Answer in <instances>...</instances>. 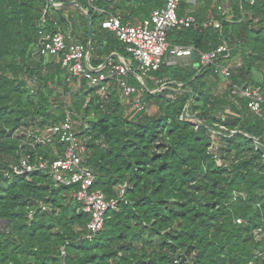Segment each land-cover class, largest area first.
Instances as JSON below:
<instances>
[{
  "label": "trees",
  "instance_id": "obj_1",
  "mask_svg": "<svg viewBox=\"0 0 264 264\" xmlns=\"http://www.w3.org/2000/svg\"><path fill=\"white\" fill-rule=\"evenodd\" d=\"M112 1L0 0V264H264V121L230 89L264 86V0H232L230 17L218 9L222 0L181 3L179 15L192 8L189 14L199 22L215 3L211 7L222 30L169 32V43L194 47L196 59L189 66L165 63L153 73L167 87L152 93L147 82L150 91L144 88L142 100L156 107L152 114L129 112L132 103L122 97L115 78L104 95L83 81L67 100V71L37 54L41 29L70 27L79 42L91 41L93 67L114 50L128 56L115 33L102 27L115 14ZM148 3L156 9L166 0ZM223 40L242 64L220 93L217 86L225 78L212 66L196 65L199 52ZM118 62L114 58L106 68ZM49 63L64 81L44 75ZM130 81L142 88L132 73ZM187 106L196 124L188 115L182 118ZM66 112L79 123L83 164L96 175L94 189L114 199L126 187L128 203L109 210L91 239L86 237L90 216L73 197L75 187L55 185L48 170L6 175L26 154L53 161L62 153L58 140L39 143L29 131L62 122ZM254 139L262 145L257 148ZM42 201L49 211L39 209Z\"/></svg>",
  "mask_w": 264,
  "mask_h": 264
},
{
  "label": "built area",
  "instance_id": "obj_2",
  "mask_svg": "<svg viewBox=\"0 0 264 264\" xmlns=\"http://www.w3.org/2000/svg\"><path fill=\"white\" fill-rule=\"evenodd\" d=\"M184 0H166L164 7L156 8L151 15L138 24L124 23L120 15L109 14L102 22V27L113 31L118 40L125 46L127 58L119 59L118 63L93 69L90 65L89 45L79 42L72 32L58 30L51 32L41 29L37 53L55 59L67 71V79L85 82L89 87H100L99 92L104 95L108 87L109 79L117 80L118 88L127 103H132L130 111H149L147 104L142 100V91L146 88V80H156L153 73L159 71L163 64H177L178 60L191 58L196 54L194 47L172 46L169 43V32L183 28L214 27L222 30V23L214 16L199 22L193 14L179 15V7ZM255 4L262 0H247ZM220 12L231 16L225 8L219 7ZM232 48L223 40L215 49L199 52L198 68L212 66L215 73L223 76L227 81L232 72L241 66L239 59H233ZM135 65V67H134ZM142 88L130 81V74H134ZM135 76V74H134ZM160 82L162 91L165 85ZM231 94L242 98L247 102L248 108L264 121V86L262 84H232ZM155 91V92H157ZM182 118L187 114L185 107ZM184 109V110H185ZM196 124V118L188 115ZM76 121L70 112H66L64 120L45 128H36L29 133L37 139V142L47 144L58 140L63 145V151L53 161L43 155H24L20 162L12 167V172L6 175L29 174L38 170H48L55 185L75 187L73 197L80 203V210L90 216L87 224V238H93L104 226L105 218L109 210L117 209L120 201L125 199L126 187L120 189L118 198L107 199L100 189H94L96 181L95 173L83 164L85 145L78 137ZM258 148L262 143L254 139ZM12 173V174H11ZM41 211H49L50 207L45 202H40ZM35 210H30L28 217L32 218ZM240 221V220H239ZM62 256L66 255L65 249H61Z\"/></svg>",
  "mask_w": 264,
  "mask_h": 264
},
{
  "label": "crops",
  "instance_id": "obj_3",
  "mask_svg": "<svg viewBox=\"0 0 264 264\" xmlns=\"http://www.w3.org/2000/svg\"><path fill=\"white\" fill-rule=\"evenodd\" d=\"M125 0H113L111 3H110V5H109V7H110V9H114L115 10V14H117V15H120L121 16V18L125 21V23H130V24H138V23H140L141 21H143L144 19H146V18H148L150 15H151V13H152V11L154 10V7H153V5H152V3H148L147 4V1L148 0H145L144 1V3H141L140 1H135V0H130L129 2H124ZM232 0H222V3H220V5L218 6V8L219 7H222V8H225V10H227V11H229L230 12V10H231V6H230V2H231ZM184 2H189V3H194V4H196V0H184L183 1V3ZM206 4V3H205ZM214 4L215 3H213L212 5H210L209 7H208V9L206 10V19L207 18H209L210 16H214V14H213V9H212V7H214ZM56 6H60V4H55ZM119 6H122L123 8L122 9H119L118 7ZM212 6V7H211ZM207 7V6H206ZM138 8H140V9H138ZM194 10L192 9V8H189V9H187L186 10V14H189V13H191V12H193ZM78 24H81L80 22H78ZM80 33V32H79ZM91 42V41H90ZM89 42V45H91V43ZM38 54V53H37ZM110 57H112V59L110 60V61H112L114 58H117L118 60L119 59H121V58H127L128 56H125V55H122V54H120V52H118V51H113L112 53H111V55H109V57H107V58H103L104 59V61H103V63L102 64H100L98 67H93L92 65H91V62H90V65H91V67L93 68V69H97V68H100V67H103L104 66V63L107 61V59H109ZM90 59H91V53H90ZM191 59H196V58H183V59H180V60H178V63L177 64H174V65H172V64H168V62L166 63V65L167 66H169V67H171V66H189V65H191ZM109 61V62H110ZM109 64V63H108ZM107 64V65H108ZM134 67H135V65H134ZM196 67H198V64L196 65ZM134 74H135V80L137 81V82H139V80H138V78L136 77V73H135V71L133 70L132 71ZM43 73H44V75H46V74H48V75H51V76H54L55 74L57 75L56 77V79H58V78H61V79H63V81H64V74H62V76H59L58 77V74H57V69L55 68V65L54 64H47L45 67H43ZM68 77V76H67ZM67 77H66V79H65V81L68 83V84H65V85H63V86H66V88H68V91H67V93L65 94V98L67 99V100H69L70 99V97H71V93H77V92H79L81 89H82V81L81 82H79V81H77V80H68L67 79ZM260 78V77H259ZM156 80H159V81H161L164 85H165V88L164 89H166V87H167V82L165 81V80H162V79H157V77H156ZM156 80H146V88H147V82H149L150 84H152L153 86H154V88L152 89V93H154L155 91H157V89H159V85H161L160 84V82H156ZM152 81V82H151ZM49 84H50V87H53V88H57V86H56V84H53L52 83V81L51 80H49ZM229 84H230V81H227L226 79L224 80V81H222L218 86H217V88H219L218 90H219V92L220 93H223L224 91H226L227 89H228V87H229ZM137 85V84H136ZM221 85H224L225 86V89H224V91H222V90H220L222 87H221ZM61 89L63 90V88L61 87ZM148 89V88H147ZM163 89V90H164ZM149 90V89H148ZM162 90V91H163ZM64 91V90H63ZM150 91V90H149ZM73 95V94H72ZM142 95H143V93H142ZM227 111H229L228 109H227ZM55 150V149H54Z\"/></svg>",
  "mask_w": 264,
  "mask_h": 264
},
{
  "label": "rangeland",
  "instance_id": "obj_4",
  "mask_svg": "<svg viewBox=\"0 0 264 264\" xmlns=\"http://www.w3.org/2000/svg\"><path fill=\"white\" fill-rule=\"evenodd\" d=\"M199 7L203 8V3H202ZM255 74H256L257 77H260V76H261V74H260L259 71H258V72L256 71ZM218 87H219V86H218ZM221 87H222V88H221L220 90L224 91L225 86H224V85H221ZM218 89H219V88H218ZM218 91H219V90H218ZM220 92H221V91H220ZM148 108H149V113H151V114L154 113V112L156 111V107H154V106L149 105ZM129 112H131V111L129 110ZM78 124H79V123H76L77 126H78Z\"/></svg>",
  "mask_w": 264,
  "mask_h": 264
},
{
  "label": "water",
  "instance_id": "obj_5",
  "mask_svg": "<svg viewBox=\"0 0 264 264\" xmlns=\"http://www.w3.org/2000/svg\"><path fill=\"white\" fill-rule=\"evenodd\" d=\"M74 3V2H73ZM88 18L91 20L90 16H88ZM89 32H90V38L92 40L93 38V22L90 21V24H89ZM91 43V42H90ZM90 46L89 45V49H90ZM193 57L196 58V54L194 53L193 54ZM112 59V57H110L109 59H107V61L104 63V66H107V64L109 63V61ZM186 111V109L184 110V112Z\"/></svg>",
  "mask_w": 264,
  "mask_h": 264
}]
</instances>
